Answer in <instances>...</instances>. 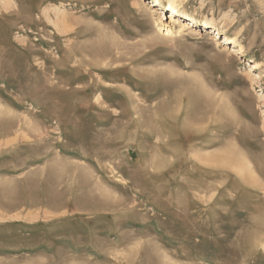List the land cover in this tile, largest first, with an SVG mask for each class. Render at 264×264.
<instances>
[{
    "label": "rangeland",
    "instance_id": "1",
    "mask_svg": "<svg viewBox=\"0 0 264 264\" xmlns=\"http://www.w3.org/2000/svg\"><path fill=\"white\" fill-rule=\"evenodd\" d=\"M162 2L0 0V264H264V0Z\"/></svg>",
    "mask_w": 264,
    "mask_h": 264
},
{
    "label": "bare ground",
    "instance_id": "2",
    "mask_svg": "<svg viewBox=\"0 0 264 264\" xmlns=\"http://www.w3.org/2000/svg\"><path fill=\"white\" fill-rule=\"evenodd\" d=\"M148 3L150 4L151 7H154L158 10H162L163 12L166 10L165 14H168V17L171 19V21H173L175 23H181L183 27L194 28L195 26L200 25V26H203L204 31H208V33H212V34L214 33L213 35L215 37H217L219 40H221V38L223 37L224 40L221 42L226 43V44L236 43L234 38L229 37L227 35H224V36L221 35V30L219 27L211 25L209 22H204L201 24L199 22L198 18H196L192 15H189L188 13H184V12L179 11L174 6L173 2H169L167 4H164L162 2V0H148ZM168 31L170 32V30H168ZM235 48L237 50V53L243 52V46L242 45L238 44V45L234 46V49ZM98 53H97V55L101 54V52L99 54ZM103 53H106V52L103 51ZM252 65H253V68H257V66H258L256 63H252Z\"/></svg>",
    "mask_w": 264,
    "mask_h": 264
}]
</instances>
